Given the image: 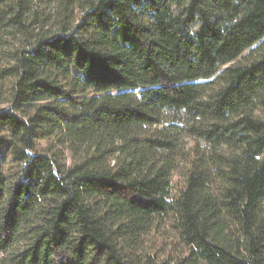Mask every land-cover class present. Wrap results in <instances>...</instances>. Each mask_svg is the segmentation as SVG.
<instances>
[{"label": "trees", "instance_id": "trees-1", "mask_svg": "<svg viewBox=\"0 0 264 264\" xmlns=\"http://www.w3.org/2000/svg\"><path fill=\"white\" fill-rule=\"evenodd\" d=\"M0 264H264V0H0Z\"/></svg>", "mask_w": 264, "mask_h": 264}, {"label": "rangeland", "instance_id": "rangeland-1", "mask_svg": "<svg viewBox=\"0 0 264 264\" xmlns=\"http://www.w3.org/2000/svg\"><path fill=\"white\" fill-rule=\"evenodd\" d=\"M246 57L245 59H242L240 58L239 60L235 61L234 63L237 64V63H242V64H245V62H248L249 58H250V55H249V51L245 53ZM233 63V64H234Z\"/></svg>", "mask_w": 264, "mask_h": 264}]
</instances>
